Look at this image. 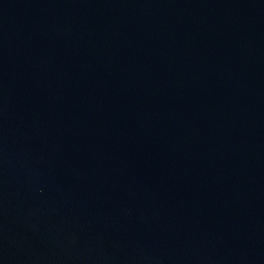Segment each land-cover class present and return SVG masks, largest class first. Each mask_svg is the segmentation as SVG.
I'll list each match as a JSON object with an SVG mask.
<instances>
[{"label": "water", "instance_id": "1", "mask_svg": "<svg viewBox=\"0 0 264 264\" xmlns=\"http://www.w3.org/2000/svg\"><path fill=\"white\" fill-rule=\"evenodd\" d=\"M0 264H264V0H0Z\"/></svg>", "mask_w": 264, "mask_h": 264}]
</instances>
